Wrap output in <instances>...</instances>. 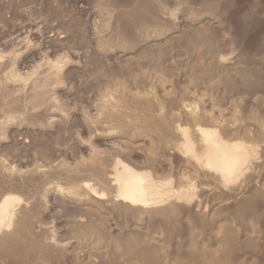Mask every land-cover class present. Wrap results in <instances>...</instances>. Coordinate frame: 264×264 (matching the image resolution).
Here are the masks:
<instances>
[{"label":"rangeland","instance_id":"rangeland-1","mask_svg":"<svg viewBox=\"0 0 264 264\" xmlns=\"http://www.w3.org/2000/svg\"><path fill=\"white\" fill-rule=\"evenodd\" d=\"M0 202V264H264V0H0Z\"/></svg>","mask_w":264,"mask_h":264},{"label":"bare ground","instance_id":"bare-ground-1","mask_svg":"<svg viewBox=\"0 0 264 264\" xmlns=\"http://www.w3.org/2000/svg\"><path fill=\"white\" fill-rule=\"evenodd\" d=\"M12 7V6H11ZM16 7V6H15ZM17 15V14H16ZM8 17V16H7ZM24 18V17H23ZM32 25V23H31ZM41 27V26H39ZM38 27V28H39ZM22 30V29H21ZM41 32V31H40ZM44 35V34H43ZM58 35V34H57ZM48 36V35H47ZM47 39V38H46ZM47 41V40H46ZM56 41H58V39H56ZM61 41V40H60ZM59 41V42H60ZM48 42V41H47ZM62 44V43H61ZM59 44V45H61ZM51 54V53H50ZM53 54V53H52ZM53 74V73H52ZM56 74V73H55ZM54 75V74H53ZM213 136V135H212ZM211 137V136H210ZM223 147L225 146H221L220 144H216L215 145V152L210 154V157L212 159V161H214V163H216L217 165L221 164L223 165L222 163H224L225 165L228 164L230 165L231 167L232 166V163H236V161L238 160V153L234 152V150H231V149H224ZM214 148V149H215ZM223 149V151H221L219 153V149ZM212 152H213V149H211ZM225 150V151H224ZM211 164V163H210ZM216 164H212V166H216ZM129 165V164H128ZM220 166V165H219ZM218 166V167H219ZM224 166V165H223ZM235 166V165H234ZM241 166V165H240ZM220 168H222L223 170V167L220 166ZM227 169V167H226ZM231 169V168H230ZM229 169V170H230ZM129 169H126V170H123L124 172H122L121 176H122V179L124 181V183L122 184V187H120V189L122 188V196L127 199V200H130V201H134V200H137L136 198L137 197H141L143 198L145 195L147 197V194H150V195H156L155 193V186H153L152 184H148V183H145V181L143 180V183L141 182L140 180V177L143 178L142 176H137L136 173H134L133 171H128ZM135 170V169H134ZM225 170V169H224ZM226 171V170H225ZM224 171V172H225ZM229 172V171H227ZM118 173V172H117ZM120 173V172H119ZM226 173V172H225ZM117 175V174H116ZM229 175V174H228ZM119 179V178H118ZM120 180V179H119ZM118 181V180H117ZM121 181V180H120ZM120 183V182H119ZM119 189V188H118ZM158 193V191H156ZM171 194V193H170ZM144 195V196H143ZM121 196V197H122ZM161 196V195H160ZM122 197V198H123ZM153 197V196H152ZM145 198V197H144ZM160 198V197H158ZM152 199V198H150ZM154 199H157L154 197ZM142 201V200H141ZM1 203V202H0ZM7 206H5V204H2L0 206V213L3 215V211H5L6 213L8 212L6 209ZM12 212V211H11ZM0 214V222L1 220H4L3 219V216ZM6 216V215H5Z\"/></svg>","mask_w":264,"mask_h":264}]
</instances>
